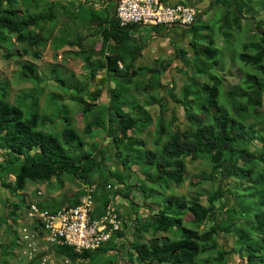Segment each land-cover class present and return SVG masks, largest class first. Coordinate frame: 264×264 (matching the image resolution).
<instances>
[{"label": "trees", "instance_id": "16d2710c", "mask_svg": "<svg viewBox=\"0 0 264 264\" xmlns=\"http://www.w3.org/2000/svg\"><path fill=\"white\" fill-rule=\"evenodd\" d=\"M19 1L0 0V45L16 36L24 44V54L39 58L40 48L50 40L60 16L61 2L21 0L25 7L21 14ZM215 1L218 19L197 27L198 21L214 10ZM42 2L44 6H40ZM261 10L264 11V0H212L207 12L197 14L190 28L193 56L185 48L178 50L183 61L179 71L187 74L192 69L207 76V80L199 82L190 77L183 87L182 99L174 95V85L166 88L161 80V74L171 63L157 59L151 65H135L142 45L135 35H130V30L139 24L122 26L116 16L112 19L93 12L91 21L97 23V33L104 37L103 58L97 62L91 53L86 63L91 78L106 73L110 82L109 100L108 103L100 101L104 87L91 90V79L80 87L64 86L73 92L71 98L80 108L85 121L83 131L74 127L77 119L66 104L54 105L51 116L42 114L41 89L11 102L9 83L0 82V187L10 195L4 200L6 212L0 218L2 223H17L14 215L21 205L14 202V193L23 191L30 181L43 183L56 176L59 187L65 177L88 186L97 184L92 217L100 216L112 197L109 192L112 188L108 189L107 185H120L115 195L129 199L135 213L134 219L125 217L127 232L114 233L108 242L94 250L77 251L65 244H55L59 255L74 264L84 261L89 264H229L228 255L232 250L221 244L219 237L234 235L240 264H264V130L250 122L264 119V19H257ZM200 30L204 31L200 33ZM217 34L223 37V46L216 44ZM245 35L248 39L241 42L237 52L234 42L238 36ZM61 39L57 47L84 45L82 36ZM106 48L110 50L107 55ZM224 49H233L231 59H238L244 67L252 69L243 67L246 74L242 82L230 88L224 86L226 76L216 68L223 66L219 56ZM21 73L35 82L41 81L32 62H24ZM147 74L150 77L145 79ZM130 85L141 94L147 93L144 103L130 93ZM169 96L183 106L188 120L186 127L178 122ZM57 99L54 95L53 101ZM154 105L160 112L157 139L154 149H150L140 134L152 125L148 107ZM167 111L172 114L168 125L164 117ZM57 124H61V129L55 130ZM111 152L121 167H112ZM186 159L191 162L203 159L212 167L209 173L202 171L191 178L197 192L189 198L175 194V186L187 178ZM10 175L15 179L8 183ZM226 181L229 186L224 188ZM209 183L211 188L206 189L203 185ZM84 192L61 201L55 208L39 205L52 209L64 204L77 205ZM227 192L233 204L228 203ZM22 201L30 208L25 199ZM219 214L223 216L222 221H218ZM132 229L134 238L130 239L128 231ZM145 233L154 238L143 241ZM159 233L167 235L162 238ZM14 235L19 241L14 228L9 243H0V249H4L3 264H9L7 257L14 252L12 245L18 242L11 243Z\"/></svg>", "mask_w": 264, "mask_h": 264}, {"label": "rangeland", "instance_id": "374dc122", "mask_svg": "<svg viewBox=\"0 0 264 264\" xmlns=\"http://www.w3.org/2000/svg\"><path fill=\"white\" fill-rule=\"evenodd\" d=\"M28 0H24L26 2ZM44 3L42 2L40 6H42ZM214 4V10H209L208 13H206L197 23V27H202L208 24L209 19L211 22H215L216 19L219 17V8L217 5V2L215 1ZM111 5V4H110ZM44 6V5H43ZM24 5L22 4V1L20 0L18 3V10L19 13H23L24 11ZM257 9H259L257 7ZM261 9V8H260ZM207 12V10L205 11ZM198 13H201L200 10H198ZM260 14L257 16V19L261 20L264 19V11L261 10L259 12ZM107 15V14H106ZM244 15H247V12H244ZM205 18H207L205 20ZM213 19V20H212ZM60 20L64 21V18L58 17L56 24H54L52 35L50 36V40L40 48V57L36 58L31 54H24L23 48L24 44L20 43L17 40L16 36H11L10 41L8 43H2L0 45V82H8V92H9V100L11 102L16 101L17 97H22L26 93H33L37 89H41V94L39 98V105H40V111L42 114L51 116L53 114V106L58 105L60 102L62 104L68 105L70 108V112L75 118L77 119L74 123V127L79 130L83 131L85 126V121L83 120L82 114L79 113L80 108L76 105L75 101L72 100V91H67L64 89L65 85H71V84H77L78 87L80 85H83L86 82H90V89L94 90L100 87H104V93L101 96L100 101L103 103H108L109 100V93L107 88L110 86V82L107 81L106 73L101 72L95 77H90L91 71L89 66L86 62L81 60L77 55H75V52L78 49V46H71L69 44H65L61 47H57V45L61 42V37H69L70 39H76V32H72L67 34L66 32L61 30L60 26ZM78 21L81 22L82 20L78 18ZM249 26V25H248ZM171 25H160L159 27L154 25L152 27H140V34L143 37L145 41H150V39L154 38L156 33L158 35H162L167 31V29H170ZM189 26H183L176 24L171 29L172 31L170 33H167L166 37L169 39H173V35L175 33L182 34L183 41L188 39H191L192 34L190 33ZM243 30V28H242ZM93 31V30H92ZM204 30H200V33ZM84 33V32H83ZM93 33V32H90ZM235 33H238L237 29L235 30ZM242 33V31H241ZM238 35V34H237ZM92 36V35H91ZM91 36H89L91 38ZM188 37V38H187ZM89 38V39H90ZM94 38V37H92ZM248 37L245 35L244 37H239L237 42H234V47L237 50V52L241 49V42L247 40ZM217 45L223 46L224 40L223 37L219 34L216 35ZM92 41V39H90ZM183 41L179 42L177 40H174L173 45L175 44L176 47L180 48L183 46ZM188 41V40H186ZM98 44V43H97ZM97 47H100L98 44ZM185 47L188 48L192 52V47L188 43H185ZM71 49H73L71 51ZM74 51V52H73ZM73 52V53H72ZM233 52V49H224V53L220 54L219 57H222L223 59V66L217 65L216 68L220 71L221 74L226 76V81L224 82V86L226 88L232 87V85L239 84L242 82V78L246 74L245 70H250L251 66L244 67L238 59L233 60L231 59V53ZM172 57H175L176 55L171 52ZM171 57V58H172ZM174 59V58H173ZM176 61L173 63L171 59L170 66L168 69L164 70L161 74V80L164 86L166 88L172 87L174 85V95H176L177 99H182V90L185 84L189 81L190 77H195L199 82H205L207 80V76L197 74L192 69H189L187 71V74L183 71H179L178 67H181L183 64L181 63L180 59L176 56ZM164 60H168L166 57ZM26 61L32 62L35 64L37 69V76L41 80L40 82H35L32 78H29L27 76H22V64ZM142 59L138 62H141ZM167 62V61H166ZM170 63V62H167ZM245 68V70L243 69ZM150 77L149 74H147L144 78L148 79ZM143 79V77H141ZM130 93L132 95L136 96L138 101L142 104L145 100H147L148 95L147 93H139L135 90L133 86H129ZM170 89V88H169ZM55 96H58V99L56 101H53V98ZM86 98H88L86 96ZM169 99L172 101L173 99L169 96ZM263 104H264V98H263ZM171 107L176 108V113L178 116V122L182 124L183 128L187 126L188 120L185 116V110L181 104H177L175 102L170 103ZM58 107V106H57ZM28 108H31V105H28ZM150 110V114L153 117L152 125L149 126L147 130H144L140 134V138L143 139L146 143V148L154 149V141L157 139L156 134V128H157V117L159 115V107L157 105L148 107ZM263 111H264V105H263ZM165 121L168 125L171 122L172 114L170 111H167L165 114ZM252 123H256L257 128L261 131L264 130V119L259 120L258 122L254 120H250ZM61 129V124H57L55 127V130ZM100 135H103L102 132H99ZM102 137V136H101ZM89 139V138H88ZM166 140V138H163ZM103 141L106 142L105 139ZM110 163H113V168H119L120 161L114 156V154L111 152L109 154ZM187 162V178L185 182L181 185L175 186V194L179 197H191L193 194L197 192V188L193 187L191 185V178L195 176L196 174L206 171L209 173L211 171V165L204 161L203 159H199L195 162H191L189 159H186ZM116 166V167H115ZM15 179L14 175H10L7 179V182H13ZM135 181V179H133ZM217 181V178H216ZM88 185H85L81 182H78L77 180L65 177L64 183L61 187L58 186V180L55 177L51 179V181L43 182V183H36V182H28L25 189L19 193H14V202H18L21 205V209L14 215L15 220H17V223L12 225L10 223H2L0 220V243H9V236L12 235L15 231L17 232L18 238L14 235L12 236L11 243H15L18 241L15 246L12 245L15 249L10 256L7 257V262L9 264H74L72 261L68 260L67 258L59 255L55 249V245H48L46 242H42L39 238V235L35 231V225L37 224V219L34 216L30 215L31 211V205L34 203H37L38 205H43L46 202L48 203L46 206H51L52 208H55L61 201L75 197L77 193L81 191H85L86 187ZM206 189L211 188L210 183L203 185ZM229 186V183L226 181L224 183V188H227ZM120 185H118V188ZM117 188V189H118ZM5 188L3 189L0 187V218L4 216L5 209H4V200L6 196L9 195V191L7 190L5 192ZM42 194H41V193ZM110 194H112V201L114 206L118 209L120 216L122 218V231H126L124 222L125 217H128L129 219H134L135 213L132 208V206L129 203V199H125L121 196L115 195L116 191L114 188H112L110 191ZM170 194V191L168 192ZM84 194V193H83ZM82 194V195H83ZM41 196L42 200H37V197ZM227 201L229 204H233L234 200L231 197V195L227 192L226 193ZM25 199L27 205H30V208L22 204V200ZM141 199V198H140ZM143 199H141L139 202L142 203ZM144 207V206H143ZM141 211H146V209L141 208ZM13 218V219H14ZM223 216L222 214H219L218 221H222ZM13 226V228H11ZM4 228V229H2ZM43 228V227H42ZM44 233H46L45 229L43 228ZM129 238H134L133 229L131 231H128ZM36 236H34V235ZM26 235H29L30 237L28 239L25 238ZM167 234L165 233H159V237H164ZM143 241L149 242L154 237L150 233H145L144 236H142ZM15 240V241H14ZM219 242L221 244H224L227 246L230 250V254L228 255L229 264H240V257L238 254V245L236 244V237L234 235H226L224 237H219ZM49 246V247H48ZM47 247V248H46ZM4 249L1 247L0 249V264L4 263L3 260V251ZM82 264H89L88 261L82 262Z\"/></svg>", "mask_w": 264, "mask_h": 264}, {"label": "built area", "instance_id": "2783aa9c", "mask_svg": "<svg viewBox=\"0 0 264 264\" xmlns=\"http://www.w3.org/2000/svg\"><path fill=\"white\" fill-rule=\"evenodd\" d=\"M197 14L198 9L193 4H171L168 0H116L115 6V16L122 26H189L196 21ZM97 187V184L87 186L77 205L64 204L56 209L41 207L37 203L31 205L30 215L45 229L48 244H65L77 251L94 250L121 231L122 218L112 197L103 213L92 217L96 209ZM107 188L117 189L118 185L108 184ZM29 237L25 236L26 239Z\"/></svg>", "mask_w": 264, "mask_h": 264}, {"label": "crops", "instance_id": "0c3cea01", "mask_svg": "<svg viewBox=\"0 0 264 264\" xmlns=\"http://www.w3.org/2000/svg\"><path fill=\"white\" fill-rule=\"evenodd\" d=\"M168 1L171 4H174V3L193 4L194 6L197 7L198 10L201 11V13L209 9V7L212 4V0H168ZM60 2H61L60 18L61 17L64 18V21L60 20V26L62 23L61 30L66 32L67 34L76 32L78 37L82 36L84 38L82 41V44H84L83 47H81L80 45H77L78 46V49L76 51L78 52L77 56L81 58V60L86 62V57L92 53L93 54L92 59L98 62L100 59L103 58V55H102L103 53H101V50L103 47L104 37L100 33H97L99 28H97V23L91 21V17L94 16L93 12H95L98 15L102 14L103 16L107 14L108 17L113 19V17H115L116 0H60ZM78 18H80L82 21L79 22ZM206 19L207 18H205V20ZM143 26L152 27V25H149V26L137 25L136 28L134 29L131 28L130 30V35L131 36L135 35L137 40L139 41L138 44L142 45L141 52L135 60L136 66L151 65L157 59H161L164 62L167 61L170 63L172 61L173 63V60L174 62L176 61L175 59L176 56L180 59L181 63L183 64L182 58L180 56V52L178 50L182 48H185L188 50V48L185 47V43L189 42V45L191 46L190 41L192 37L190 40L187 37L188 39L186 40L188 41L186 40L183 41L184 37L182 36V34L175 33L173 35V39L172 40L169 39L168 37H166V35L167 33H170L172 31L171 29L174 27L173 26V27H170V29H167V31H165L164 34L158 35L159 33L158 32L156 33V35H154L155 36L154 38L150 39V41H145L143 37L141 36L140 30H139V28ZM90 32H93V33H90ZM89 36H91V38ZM66 38L70 39L68 36ZM89 38L92 39V41H90ZM174 40H177L179 42L183 41L184 43L183 46L180 48L176 47L175 44L173 45V43H175L173 42ZM110 41L113 44L115 43L112 39ZM97 43L100 45V47H97L98 46ZM72 50L73 49H71V51ZM105 50H106L105 54L107 55L110 52V50L108 48H106ZM172 51L176 55L175 57H172V54H171ZM188 51L191 53V56H193V49H192V52L190 50ZM177 52L179 53V55L177 54ZM166 57L168 58V60H164ZM140 58L142 59V61L138 62ZM169 59H171V61ZM182 68H183V65L181 67H178L179 70ZM39 200L43 201L41 196H38L36 201L39 202ZM42 203H45L42 206H46L48 204L46 202H42ZM11 228H13V226H11ZM34 228H35V231L38 233L41 241L43 243L44 242L47 243V241L45 240L44 230L38 221ZM48 245H50L51 247V244H48Z\"/></svg>", "mask_w": 264, "mask_h": 264}, {"label": "water", "instance_id": "95a60500", "mask_svg": "<svg viewBox=\"0 0 264 264\" xmlns=\"http://www.w3.org/2000/svg\"><path fill=\"white\" fill-rule=\"evenodd\" d=\"M202 13H199V15H201ZM198 15V16H199ZM198 18V17H197ZM194 24V23H193ZM193 24H191V25H189V27H192L193 26ZM174 25H171V27H173Z\"/></svg>", "mask_w": 264, "mask_h": 264}, {"label": "clouds", "instance_id": "9594fccd", "mask_svg": "<svg viewBox=\"0 0 264 264\" xmlns=\"http://www.w3.org/2000/svg\"><path fill=\"white\" fill-rule=\"evenodd\" d=\"M198 17V16H197ZM197 20V19H196ZM195 23V22H194Z\"/></svg>", "mask_w": 264, "mask_h": 264}]
</instances>
